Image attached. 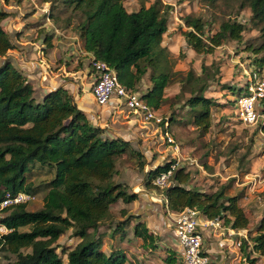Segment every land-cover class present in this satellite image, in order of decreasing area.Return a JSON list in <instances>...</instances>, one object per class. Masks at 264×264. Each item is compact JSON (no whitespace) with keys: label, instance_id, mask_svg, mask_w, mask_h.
Listing matches in <instances>:
<instances>
[{"label":"trees","instance_id":"16d2710c","mask_svg":"<svg viewBox=\"0 0 264 264\" xmlns=\"http://www.w3.org/2000/svg\"><path fill=\"white\" fill-rule=\"evenodd\" d=\"M44 1H50L52 7L61 2L78 13V22L73 28L83 50L91 58L112 66L128 89L137 90V85L150 70L152 85L142 97L155 109L161 108L170 82L169 52L162 45L169 25V6L157 1L129 11L125 0ZM244 4L250 7L254 27L260 31V44L251 45L249 49L256 54L263 53L256 59V66L262 68L264 0H242L241 6ZM8 16L9 12L0 6V58L4 57L0 62V202L7 193L26 192L35 198L44 193V203L39 210H29L27 203L1 210L9 212L0 217V221L11 229L0 237V249L13 256L5 264H65L64 254L67 264H126L124 248L112 246L109 251L103 248L104 237L99 228L110 217L113 204L120 200L131 203L140 196L115 180L119 172L117 159L126 153L135 154L140 158L142 170L147 162L139 150L133 149L130 140L111 137L106 134V127L93 123L65 86L51 89L40 98L36 95L33 83L7 56L9 50L17 47L3 26ZM73 18H66L67 26ZM184 21L188 27L183 32L187 44L197 53H212L229 40L241 41L246 29L244 23L228 19L217 32L205 36L206 22L201 17L188 14ZM50 37H45V44L52 47ZM203 81L202 78L199 82ZM204 90L205 86L194 87L187 105L195 113V123L206 132L211 126V106L216 102L205 96ZM262 106L264 110V99ZM170 119L175 121L174 116ZM259 127L264 130V124ZM175 162L151 168L147 172L146 185ZM42 168L51 172V178L37 183L31 176L36 169ZM191 178L185 166L177 167L173 183L162 192L169 210L178 213L191 207L201 217L221 219L229 228L249 227L250 215L240 204L243 191L228 194V184L215 192H206L192 188ZM121 213L127 215L126 209ZM133 218L138 219L134 234L144 242L153 240V233L145 222L139 221L140 215L133 214L119 221L113 230L110 228L111 235L120 231L126 233L125 225ZM28 225H32L31 230H20ZM71 228L80 241L74 248H63L60 253L56 242ZM249 236L240 243L242 262L258 264L254 254L264 256V210L259 222L249 230ZM27 249L30 251H25ZM166 260L169 264H183L177 260L175 252L169 253Z\"/></svg>","mask_w":264,"mask_h":264},{"label":"rangeland","instance_id":"374dc122","mask_svg":"<svg viewBox=\"0 0 264 264\" xmlns=\"http://www.w3.org/2000/svg\"><path fill=\"white\" fill-rule=\"evenodd\" d=\"M157 1L162 2L163 6H169L170 14L168 30L164 34L162 42L169 52L170 82L165 89L166 99L159 112L168 118L170 134L174 137L180 150L177 154L174 145L165 138L163 126L143 120L123 105H118V107H122V112L126 111L121 113L122 119L119 123L107 128L106 134L114 137L120 133L129 139L133 149L139 150L147 162L142 170L139 165L140 158L138 159L135 154L126 153L117 159L119 172L115 176V180L143 195L133 202L135 205L133 203L128 205L127 215L121 213V208L126 203L120 200L113 204L110 217L99 228L103 232L104 249L109 251L110 247L118 246L129 252L126 264H169L166 260L167 253L175 251L178 254L181 251L172 235V230H169L167 225L168 223L171 228L177 212L168 210L166 203H163L164 188H157L153 183L149 186L146 185L147 172L158 164L178 161L177 167L185 166L191 172L190 186L192 188L215 192L230 184L228 194L243 191L244 196L240 204L250 215V229H253L259 222L264 210V130L259 126L242 124L238 120L236 106L237 97L246 93V70L250 71L254 65L256 66L258 64L256 59L262 57L263 54H256L249 49L251 45L257 46L261 41L260 31L254 27L251 19L250 7L247 4L242 7V0H217L215 2L209 0H125L124 4L129 11H134L143 5L149 6ZM0 6L9 12V16L3 21V26L8 31L16 26H18L16 27L18 30L22 31L29 25L34 27L49 22L43 30L37 29L36 31L39 36L42 35V38L51 36L52 42H55L53 46L57 47L53 62H49L45 58L46 64L43 69L45 74H41L39 81L33 80L36 95L39 98L42 97L41 92L45 89L44 87L48 85L49 69L53 72L66 74L64 71L66 69L69 72L72 70L71 68L80 69L88 65L92 72L91 59L87 60L86 53H83L85 51H81V48L83 49L81 41L73 28L74 24L78 22V13L72 11V8L66 7L61 2L52 7L50 1L44 0H0ZM34 13L40 14L36 20L30 19L33 18L32 14ZM188 14L199 16L206 22L205 36L217 32L225 20L242 22L246 27L242 40L226 41L212 53H197L188 46L183 33L188 29L184 21V17ZM52 16H56L58 19L54 20ZM70 16L77 18H73L71 24L67 26L66 22ZM23 20H26L25 24L29 25L21 27L20 24ZM56 27L59 28V31L56 30ZM9 33L15 41L20 40L18 37L22 32L18 33V36L14 31H9ZM33 37H35L34 32L27 34L25 39ZM64 40L71 42V44L65 45L66 49L61 47ZM79 43L80 45H78ZM56 44L58 45L56 46ZM48 48L49 46L46 44H40L37 46V51L45 56L49 53ZM74 49H76V53H73ZM9 52L10 50L7 56L11 59V55H8ZM3 58H0V62ZM163 63H166L165 60ZM149 72L137 85L136 91L141 94L145 93L152 85ZM89 75L87 88L92 90L93 79ZM63 78L66 79V77ZM202 78L204 81L201 84L199 81ZM200 86H205L203 94L213 98L216 102L211 106V126L206 132L203 131L202 126L195 123V113L187 105L191 90ZM239 87H241L240 90ZM98 110L100 113L104 112L105 115L102 116H105V119L111 120L113 115L106 116L108 114L105 106L99 107ZM171 116L175 117L174 122H171ZM129 120L133 121L129 122ZM50 173L47 168L36 169L31 178L39 183L51 178ZM43 195L44 193H40L34 200L27 202V208L29 210L41 209L44 203ZM138 201L143 209L141 217L145 218L147 214H150L147 225L154 230L153 240L144 242L142 238L139 239L134 234L137 218H133L125 225L126 233L120 231L114 236L111 235L110 228L113 230L119 221L126 220L131 214L135 215V213H131L133 210L131 208H134L135 212H139ZM149 203L154 204L156 210L151 212ZM8 213L0 211V217ZM31 228L32 225H28L21 227L20 230L29 231ZM244 233H247L245 238L249 239V230ZM243 237V235H239L237 241H241ZM79 241L80 238L73 235L72 228L67 230L56 242L59 246L58 252L61 253L63 248H74ZM213 241L218 242L215 238ZM227 246L234 247V249L231 248L230 258L226 260V264H240L237 257L241 252L240 245H237L234 239L219 241L221 250ZM211 247H215L214 242ZM139 248L145 249L147 252H144L143 257L138 258L140 251L137 249ZM171 248L175 250L172 251ZM25 251H30V249ZM207 256L210 264H223V254L221 259L211 256V251ZM254 256L258 257V264L264 263V256L258 254H254ZM9 257L13 258L9 252L0 249V264L7 263ZM63 260L67 264L66 254L63 255Z\"/></svg>","mask_w":264,"mask_h":264},{"label":"built area","instance_id":"2783aa9c","mask_svg":"<svg viewBox=\"0 0 264 264\" xmlns=\"http://www.w3.org/2000/svg\"><path fill=\"white\" fill-rule=\"evenodd\" d=\"M91 64L96 74L92 85V93L100 106L109 104L116 99L119 105H123L130 112L143 120L153 122L155 125L164 127V136L174 145L176 153L180 147L169 131V120L152 107L136 90H130L123 85L116 70L107 62L91 58ZM246 93L236 99L238 120L246 126H260L264 124V67L253 66L250 71L246 70ZM178 161L171 164L169 169L162 171L153 178L152 183L158 188H166L172 182L177 169ZM35 197L26 192L16 194L7 193L0 202V211L12 205L27 203ZM220 227L223 221L219 218H202L195 208L187 207L176 213L172 232L182 251L183 264H210L209 257L204 249V235L201 227ZM11 229L0 221V237L5 236ZM241 243V242H240ZM239 243V245H240Z\"/></svg>","mask_w":264,"mask_h":264},{"label":"crops","instance_id":"0c3cea01","mask_svg":"<svg viewBox=\"0 0 264 264\" xmlns=\"http://www.w3.org/2000/svg\"><path fill=\"white\" fill-rule=\"evenodd\" d=\"M38 15H40V14L34 13V14H32L33 18H30V19L36 20L37 19L36 17ZM25 21L26 20H23L21 22V24H20L21 27H24L28 24V23L25 24ZM32 23H36V22H32ZM48 23L49 22H44V24H40V26H34V27H32L33 25L28 24L30 27L28 26L22 31L18 30V28H16L18 26L12 27L9 29L10 32L14 31L15 35H17V36H18V33H20V32H22V33L20 34V37H18L20 40L17 39L18 41H15L13 39V41L15 42V44L18 48L16 47L15 49L10 50L8 55H11V59H12V62L14 63V65L16 67H18L19 69H21L32 83H33V80L39 81L41 74H45V71L43 70L45 68V64H46L45 58H47L49 60V62H53L54 54H55V51L57 49V47H55V46L49 47L48 48L49 53L45 54V56H42V54L39 53V51H37V46H40V44L45 45V38H42V35L39 36L38 33H36V31H37V29L43 30L45 27H47ZM33 29H35V31H33ZM56 30L59 31V28H57ZM32 32L35 33V37L25 39L26 35L30 34ZM19 43H22V44H19ZM52 43L54 44L55 42L53 41ZM66 44L69 45V44H71V42L64 40L61 47L65 48ZM57 45L58 44H56V46ZM78 45H80V43ZM75 47H76V45H75ZM81 51L83 52L82 48H81ZM73 53H76V49H74ZM83 53L84 54L86 53L85 56H86L87 60L91 59L90 54L88 55L87 52H83ZM81 61H83V60H81ZM42 65L44 66L43 68H42ZM54 65H55V63H54ZM71 69L72 70H69V72L67 71V69L64 70L66 72V74H63V72L62 73L53 72L51 69H49V71H48L49 81L47 83L48 85L46 87H44L45 89L41 92V94L44 95L47 91H49L51 89H55L59 86H65L66 88H68L73 93L78 106L87 112L88 117L90 118V120L93 123L104 126L106 128H108L110 125L113 126V124L119 123L122 119L121 113H125L126 110L124 112H122V110H121L122 107H118L119 104L116 101V99H112V101L109 104L105 105L106 110H107V114H108L106 116L111 117L113 115L111 120L105 119L106 117L102 116V115H105L104 112L100 113L98 110L99 107H104V106H100L96 102V99L92 93V90L91 89L88 90V88H87V85L89 83L87 81L89 79L88 75L90 73L89 76L93 79V82H92V84H93L95 81V78H96L95 72L93 70L91 72L90 71L91 69L88 65H85L84 68H80V69H75V68H71ZM63 77H66V79ZM68 77H72L73 79L68 78ZM67 79H69V80H67ZM132 121L133 120H129V122H132ZM116 136L124 137L120 133H117ZM124 138L127 139L126 137H124ZM139 195H140L139 198H141L143 194L139 193ZM149 199H151V198H149ZM163 199H164L163 203H166V207L169 210L168 204H167V199L165 197H163ZM133 202L126 203L127 206L125 205L121 209H126V210L129 209L128 205L132 204ZM133 204L135 205V203H133ZM137 205H139V212H135L134 208H131V209H133L131 213H135V215H140L139 221L145 222V224L147 225V220L149 219L150 214H147V216L145 218L143 216L141 217V215H142L141 213H142L143 209L141 208L139 201H138ZM149 206H150L149 210L151 212H152V210H156V206L154 204L149 203ZM261 217H262V215H261ZM202 218H204V216H202ZM167 225H168L169 230H172V226L170 228L168 223H167ZM147 227H148V225H147ZM149 230L151 233L154 232V230H152L150 228H149ZM248 230H250L249 227L247 229L235 230V229H232V228L225 226L224 224H223V226H220V227H214V226L213 227H201V231H202L204 238H205L204 239V246H205L206 253L208 254V252L211 251V256L216 257L218 259H221L222 254H223V259H224L223 264H226V260H228L230 258L231 248L234 249V247H231V248L228 247L230 245L229 244L227 247L224 248V250H221L219 247V241L220 240L234 239L236 241L237 245H239V243L242 241V240L239 242L237 241L239 239L238 238L239 235H243L244 236L243 238L247 237V235H246L247 233H244V232H247ZM173 237H174V235H173ZM214 238L216 240H218V242L213 241ZM139 239H141V238L139 237ZM174 239L177 242L175 237H174ZM212 242H214V244H215L214 248L211 247ZM177 244H178V242H177ZM178 247H180L179 244H178ZM137 250L140 251L138 258L143 257L144 252H147L145 249H142V248H139ZM149 250L152 251L151 248H149ZM171 250L174 251L175 249L171 248ZM180 250H181V247H180ZM125 252H126L127 258H129V255H128L129 252L126 250H125ZM169 253H172V252L169 251L167 253L166 258L168 257ZM176 255H177V260L182 261V251H180V253H178V254L176 253ZM237 257L239 259V263L244 264L242 262V253L241 252H239ZM130 259H131V257H130Z\"/></svg>","mask_w":264,"mask_h":264}]
</instances>
